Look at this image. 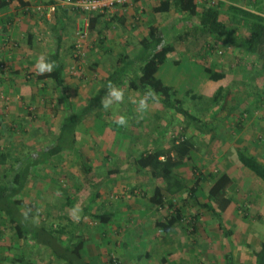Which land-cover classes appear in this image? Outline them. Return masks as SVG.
Here are the masks:
<instances>
[{
    "label": "trees",
    "instance_id": "trees-1",
    "mask_svg": "<svg viewBox=\"0 0 264 264\" xmlns=\"http://www.w3.org/2000/svg\"><path fill=\"white\" fill-rule=\"evenodd\" d=\"M31 1L0 0V8L23 9L30 6ZM259 1L255 0L254 5L251 0L245 1L247 6L244 8L231 3H223L221 0H160L151 8L154 13H167L174 10L185 18H195L198 21L197 31L209 35L210 39L214 41L215 49L218 48V50L222 51L229 44L238 46L237 44L241 37L240 30L247 31L249 34L248 39L243 44L245 52L252 56H257L256 58L260 61V66L264 73V13L256 5ZM61 7L65 11L79 14L78 11L72 10L68 6L61 5ZM93 14L82 15L90 19ZM94 21L95 18H91L89 32ZM80 30L82 31L83 27ZM179 31H175V33H182L178 35L177 40H184L186 38L183 35L188 36L190 33H194L193 29H191V32ZM58 37V46L60 48L62 38L60 35ZM99 40H101L100 44H103L104 39L99 37ZM76 42L72 47H76L79 40L77 39ZM100 44H98V47L102 49ZM140 44L141 48L137 52L129 54L120 51L117 54L115 64L108 71L107 76L100 77V79L96 78L94 81L93 93L96 92V96L92 97L76 114L72 110L67 111V115L57 129L58 132L54 135L51 145L39 149L34 154L27 153L22 156L18 146L0 144V239L2 240L4 235L1 225L4 228L7 223V228L13 233L14 240L12 241L21 243L19 245L21 253L14 260L12 259L14 264H32L31 258L34 253L45 255L49 258L50 264H122L120 258L111 252L109 253L107 249L102 251L106 255V262L97 263L96 259H101L104 254L96 252L92 256L86 252L85 247L88 240L83 238L79 232L80 229L76 227L82 223H76L67 212L65 215L60 214L59 216L51 215L47 212L36 220L22 211V207H25V202L20 197L26 190L28 181L31 180L35 183L39 180L38 178L41 174L51 178L55 183L59 182V173L54 174L51 172V169L55 167L54 164L56 162L54 160L59 154L69 149L66 147L76 142L77 128L81 125L84 118L92 115L91 112L95 108L98 109L103 106L102 98H106L109 85L118 87L123 91L140 92L142 98L148 94L155 97V99L150 98L148 100L150 104L153 105L155 103L159 106L156 110L157 113L154 115L155 119L166 117V115L170 116V119L165 122L166 125L162 128L164 131H169L170 127L175 123H182L180 133L169 141L168 146L161 145L158 139L159 144L156 147L129 157V161H132V165L137 168L136 170L145 171L151 176V180L152 178L161 179L164 183L163 186L161 184L155 186L152 195L149 197L143 193L144 198L147 197L148 203L155 208H165L168 205V214L164 221L158 223L161 230L168 232L172 226L181 221L186 215L185 209L188 202L192 200L196 203L194 206L207 209L211 215L217 218L219 228L224 232L222 233L225 237L228 238L233 234L231 230L225 228L222 219L223 213L233 203V200L225 195L226 190L233 183L230 174L225 171L205 174L202 172L201 167L195 165L187 186L184 178L178 173V170L186 162L192 161V153L199 138L203 135H214L219 127L218 122L224 120V117L220 115L225 113L229 97L228 92L231 86L225 88L219 83L227 77V74L211 66L205 67L203 71L208 81L218 85L214 94L210 97H204L199 93L192 92V90L182 94L183 88L181 86L172 85L169 80L162 77L163 68L167 67L166 65L169 62L175 65L180 64L177 49L175 45L169 43L167 33L161 32L158 26L152 24L149 26L146 36L140 40ZM221 44L225 47L221 46ZM214 45H211V48ZM224 53H217V56H223ZM52 57V62L56 64L53 72L39 75L37 78L42 81L52 79L57 86L62 88L63 94L55 99L56 106L53 110L56 111L60 105L67 109L68 103L66 100L70 96L66 93L69 87L63 83L64 62L59 50ZM95 66L96 63H90L92 70H95ZM263 94V91H257L255 97L259 100ZM189 96L191 98L190 101L194 104L192 106L194 113L190 110V107L186 106ZM194 100H199L201 105H197ZM197 106H205V108H200L204 109V113L213 109V113L203 119L200 115L197 116L195 114L196 110H199L196 109ZM214 109L216 110L214 111ZM6 114L4 109L0 111V139L10 138L18 131L13 128L12 122L14 121L15 125L17 120L6 121ZM227 117H229V113ZM240 125V122H236L237 129L241 128ZM19 126H22V123H19ZM190 128L192 130L191 134H187ZM71 149L74 150V148ZM235 153L241 168L254 174L264 184V162L244 146L236 147ZM83 170H85V174H88L94 169L90 165H86ZM117 171V168L112 171L108 170L106 177L118 174ZM50 173H52V176H50ZM32 177L34 179H31ZM204 183L209 184L206 187L209 201L217 200L218 208H214L211 203H203L198 200L199 191L203 189ZM57 186H59L60 192L65 193V188L61 187L59 183ZM102 188H105L104 185H102ZM134 190V188L130 190L131 193ZM75 191H77V188ZM101 196L103 195L96 193L97 198ZM178 198L183 200L180 205L175 203ZM60 206V209H76L74 200L70 195L66 196L65 201L60 203ZM100 206L102 208H98V210H89V207L86 206H83L82 209L84 217L86 215L95 226L100 225L103 228L111 222L114 213L106 211L105 204ZM237 209L239 210V208ZM51 217L53 220L50 219ZM82 221L83 218L79 222ZM112 244L116 245L117 242ZM114 245H111V247L116 249L117 246L115 247ZM247 247L249 248L250 244L247 243ZM252 255L254 264H264V241L258 249L252 251ZM224 260L225 264H237L231 251L226 252ZM3 262L4 258H1L0 264H3Z\"/></svg>",
    "mask_w": 264,
    "mask_h": 264
},
{
    "label": "rangeland",
    "instance_id": "rangeland-1",
    "mask_svg": "<svg viewBox=\"0 0 264 264\" xmlns=\"http://www.w3.org/2000/svg\"><path fill=\"white\" fill-rule=\"evenodd\" d=\"M247 33L248 32L243 29L240 30V35H242L244 40L247 38ZM76 35L78 36V33ZM85 38H82V40L84 41ZM90 40L91 36L88 42ZM245 54L244 46H235L234 52L229 50L224 53L223 56H218L216 59L215 57L211 58V67H216L217 70L220 66H217L216 63L224 62L223 65H228L226 68L227 77L222 80L219 85H222L225 88L231 86L229 91L231 100L227 102L224 113L225 115L222 113L220 115L224 117V120L218 122L219 127L215 132L216 136L205 137L203 138V142H201V138H199L192 153V161L186 162V164L178 170V173L184 178V182L187 186L190 178L192 177V170L195 165H197V167H201L205 174L217 171H225L232 174L234 181L226 190L225 195L227 198H230L239 204L240 212L232 213V215L236 216L239 221L236 222L238 224L236 228L234 225L235 220L233 219H227L226 221H223V224L227 230H231L233 232V234L228 238H235L234 242L238 248H242V245L248 242V244L253 243L252 245L255 249L258 245H261L263 242L262 239H264V229H256L257 225H262L264 228V184L254 174L252 175L241 168L236 158L235 148L237 145H242L247 147L248 150L253 151V142L250 141V139H252V132L247 134L246 137L243 136V133L247 132L249 129L252 130L253 105L251 104V101H253V95L255 96L257 91H263L264 93V76L259 79L262 84L258 86V81H253V57H251L250 54L245 57ZM197 74H199V76L196 75L195 78H182L183 91L188 89L192 90V92L194 91V93H199L204 97H210L214 94L218 85L210 83L203 72L199 71ZM248 76L250 79H248ZM93 87L94 82L92 80L85 79V81L81 84V89L77 90H80V93L75 94L73 91L74 94L70 95L68 105L74 114L83 108L92 97L96 96V92L92 94L94 89ZM124 94V100L122 102H114L108 109H105L104 106L98 109L95 108L93 112L96 111V113L91 112V116H86L84 118L86 120H83L84 124L78 127L76 142H73V145L66 147L69 149H66L65 152L59 154L54 160L56 163L54 164V169H51V172L54 174L59 173L58 183L61 187L66 189L65 193L60 192V189L58 188L59 186H57L58 183H55V181L51 178L41 174L38 178L39 180L35 183L29 180L26 185V190H24V192L20 195L25 202V207H22V211L27 216H31L33 219L38 220L47 212L51 215L58 216L60 214L65 215L67 212V214L73 218L76 223H82L81 225L78 224L76 227L80 229L79 232L83 238L88 240L85 249L89 255L104 251L106 249L107 241H110L111 243V240L109 239L114 237L115 232L112 233L110 230L109 236L106 237L107 233H105V230L107 227H123L125 226V216L130 214H139L136 212L134 213L131 209L126 210L127 207H123L128 201L136 202L135 205L137 208L140 207V205L147 206V197L152 195L156 184L160 183L162 186L164 185L161 179L156 180L152 178L151 180V176L145 171L136 170L137 168L132 165V161H129L130 155L134 154L136 156L144 151H148L149 149L156 147L159 143L154 136L162 137L161 145L168 146L169 141L177 136L181 129L182 123L179 122L180 124H178L174 122L175 124L170 127L169 131H164L162 128L166 125L165 122L170 119V116L166 115V117L163 116L160 119H155L154 115L157 113L156 110L159 108V106L155 103H153V105L151 104L144 112H141L139 108L128 110L125 106H128L129 104L134 105L139 99L137 94L135 95L132 91L125 90ZM262 96L264 97V94ZM2 98H7L5 101L9 102V96L3 95ZM14 98L16 100H13ZM14 98L12 97L10 100L13 107H11V109L9 108L6 117L8 118L7 121L17 120V124L15 125L14 121L12 122L13 128L18 131L10 136V138H1L0 144H4V146H11L10 144L14 145V147L15 145L18 146L22 156L27 153L34 154L39 149L51 145L54 140V135L58 132L55 127L57 121H54V127L45 126L41 119L36 120L34 123V121H32L34 118L32 113L36 114L35 108L30 109L29 112H31V114H28L27 109L29 108L28 105H30L28 100H20L18 97ZM190 100L191 98L189 96L186 106L190 107V110L194 113V109H192L194 104ZM41 103L45 105V102L42 100ZM195 103L197 105H201L199 100L195 101ZM20 106H24L25 110H18ZM154 107L156 109H154ZM202 107L205 108V106H197L196 109H199L195 112L197 116L200 115L203 119H205L213 113V109H211L210 112L204 113V109H200ZM51 108L52 107H50V109ZM215 110L216 109H214V111ZM228 113L229 117H227ZM17 115H19V117ZM21 116L25 117V121L20 119ZM121 116L126 117L127 125L129 124L128 126H121L117 123ZM165 118L167 119L164 120ZM130 119L131 121H129ZM235 121H239L243 125V130L237 129L234 126ZM19 123H22V126H19ZM49 123L51 124V121ZM231 130L235 131L233 132ZM191 131L192 130L190 128L187 134H191ZM138 133L141 134H139V137L136 135ZM45 135L46 140L43 141V137H45ZM227 135L230 136L224 137ZM245 138L248 140H245ZM71 148H74V150ZM258 153L264 154V150L258 151ZM258 158L262 160L261 157ZM86 165H90L94 170L85 174L83 167ZM116 168L118 169V174L112 175L111 177L108 175L106 177L108 170L112 171ZM50 176H52L51 173ZM135 176H137V178H135ZM31 179L34 178L32 177ZM135 184L139 187L137 188ZM102 185H104L105 188H102ZM208 185V183L203 184V189L199 191L200 196L198 200L203 203H211L214 208H218L217 200L214 199L209 201L208 190L206 188ZM76 188L77 191H75ZM133 188L135 190L131 193L130 190ZM96 193L103 196L97 198ZM143 193L147 196L146 198H144ZM67 195H70L73 198L76 209H60V203L65 201ZM167 197L169 196L167 195ZM181 198L183 197L181 196ZM182 201V199L178 198L175 203L180 205L182 204ZM191 201L192 200H190V202ZM190 202H188L186 207L188 208V212L186 213L190 212V215L193 216L195 212L203 214L209 212L205 210V208L190 206ZM101 204H105L106 211L113 212L115 218V221L110 224L111 226L105 225L104 228H101L100 225L95 226V224L91 222L86 215L84 217L82 209L83 206H86L89 207V210H98V208H102L100 206ZM234 204L235 203L233 202L229 209L231 208V210H234L232 207ZM123 208H125V212ZM186 210L187 209H185V211ZM226 211L229 212L227 209ZM245 214L247 218H243ZM52 217L50 218L51 220H53ZM119 217L120 219L122 218L121 224L117 222ZM82 218L83 221L79 222ZM246 219H248V222H244ZM201 220L203 225L210 223L219 226L217 218L213 215L209 218L203 217ZM249 220L251 222H249ZM249 223H253L252 233L250 232L251 226ZM139 225L140 224L137 222L136 226ZM7 226V223L4 225V228L3 225H1L4 235L2 240L0 239V259L4 258L3 264H14L12 259L14 260L21 253L19 246L21 243H15L12 241L14 240L12 236L13 233L7 228ZM218 231L219 230H217L214 234L209 233L207 238L205 237L204 239L208 242V246L211 249L208 253L209 259H211L210 264H224L225 262V258L223 259L221 250L224 251L228 245L223 240V244L220 242L222 236L225 237V235H219ZM222 232L223 231L221 230V233ZM101 233L103 234L102 239L99 238ZM133 234L137 238L138 232H136V230L130 231L128 235L132 237ZM202 235L205 236V234ZM262 236L263 238L261 239L260 237ZM135 237L131 239L129 237L127 240H130V242L125 241L124 239L126 238H124L123 241H125L126 244L132 245V250H137L135 252L139 253L142 251L139 253L140 255L147 250H149L152 254L155 249L165 248V246H162V243L159 242H155L151 247L148 243L146 244L147 246L141 245L137 242V240L134 242L136 239ZM174 239L175 240L172 241V249H175V245H177L178 249L189 248V246L187 247V244L189 245L191 243V239L188 237H176ZM102 242L104 243L103 247ZM221 244L225 246L223 247ZM202 245V243H198V247L200 249L203 247ZM198 247L195 246L194 248L197 249ZM166 257L169 264H174L172 256L166 255ZM201 257L202 256L199 255V258ZM31 259L32 264L51 263H49V258L41 254L34 253ZM96 260L97 263H104L106 262V256L103 255L101 259ZM237 261H239V259H237ZM142 263L148 264L146 260H143ZM129 264H138V262L133 260L129 262Z\"/></svg>",
    "mask_w": 264,
    "mask_h": 264
},
{
    "label": "crops",
    "instance_id": "crops-1",
    "mask_svg": "<svg viewBox=\"0 0 264 264\" xmlns=\"http://www.w3.org/2000/svg\"><path fill=\"white\" fill-rule=\"evenodd\" d=\"M58 1L59 0H32L31 5L23 9L9 7L0 8V111L4 109L5 113L8 114L9 108L11 109V107H13L10 101L12 97H18L20 100H28L30 104L28 105L29 110L27 109L28 114H31V112H29L30 109L35 108L36 111V114L32 113L34 116L32 121H34V123L36 120L41 119L45 126L52 127L55 125L54 121H57L55 127L58 129L63 123L67 111H71V108L68 109V107H70L68 105L67 110L60 105L56 109L57 112L53 110L56 106L55 99L63 94V90L57 86L52 79L42 81L37 78L40 75L37 70V62L40 58L44 57L53 61L52 56L59 50V54L64 62V71L62 74L63 83L69 87L66 93H68L69 96L74 94V92L75 94H79L80 90H77L81 89V84L85 79L94 82L96 78L100 79V77L107 76L108 71H110L115 64L116 56L120 51L129 54L137 52L141 48L140 40L146 36L148 28L152 24L158 26L161 32L167 33L169 43L175 45L178 52L180 64L175 65L169 62V64L166 65L167 67L163 68L162 77L169 80L170 84L183 88V77H188L190 79L191 77L195 78L196 75L199 76V74H197L199 71L204 73L203 69L205 67L212 66V64H210L211 58L215 57L216 59V57H218V48L215 49V45L213 44L214 41L210 39L209 35L197 31L198 21L195 18H185L183 15L177 14L174 10L167 13L152 12L151 7L160 0H139L124 7L116 8L112 12L107 11L103 14H93L91 18H95V21L94 24L92 23L91 33L88 31L91 26V18L89 19V17L83 16L82 14L63 10L61 4L57 3ZM221 1L226 4L231 3L246 8L247 5L245 1L248 2L249 0ZM251 2H253L254 5L255 0H251ZM53 5L55 6V11L50 12L49 8ZM256 5L261 8L264 13V1L260 0ZM85 20H89L86 38L84 41H81L80 48H77V45L76 47H72V45L74 46L77 43L76 40H79V36L76 34L79 28L84 27ZM191 29L194 30V33H190L188 36L183 35L186 39H176L178 35L182 34L175 33L176 30H180L179 32H191ZM58 35L62 38V45L60 48L58 46ZM248 35L245 40L242 35H240L241 37L237 45L243 46L248 39ZM90 36L91 40L88 42ZM99 37L104 39L103 44H100L101 40H99ZM98 44L102 45V49L98 47ZM211 45L214 46L211 48ZM221 46L225 47L222 44ZM234 48V44H229L227 48H224V52L226 53L229 50L234 52ZM77 49L80 50L81 55L77 59H74V54ZM247 56L248 54L246 53L245 57ZM251 57H253V81H258L259 86L262 84L259 79L264 76V73L262 72L260 61L256 58L257 56L251 55ZM91 62L96 63L95 70L90 68ZM213 62L216 63L215 61ZM223 63L224 62L216 64L220 66L218 70H222L226 73L228 65H223ZM214 68L216 69V67ZM248 79H250L249 76ZM188 91L191 90L187 89L182 91V94ZM132 93H135V95L137 94L139 100L142 98L140 92L132 91ZM3 95L9 96V102L5 101L7 98H2ZM68 99L66 100L67 103ZM13 100L16 99L14 98ZM41 100L45 102V105L41 103ZM139 100L136 104H129L125 107L128 110L138 108ZM229 100H231L230 94L227 102H229ZM251 104L253 105V125L251 128L253 131L249 129L247 132L242 133L243 136L246 137L247 134L252 132V139H250V141L253 142V151L251 152L255 156L261 157V161L264 162V154L258 153V151L264 150V97L262 96V98L258 100V98L253 95ZM148 105L150 107L151 104L148 102ZM50 107L52 108L50 109ZM154 109L156 108L154 107ZM18 110L24 111L25 107L20 106ZM93 113H96V111ZM17 116L19 117V115ZM20 119L25 121L24 116H21ZM7 120L8 118L6 117V121ZM50 121L51 124L49 123ZM129 121H131V119ZM236 122L237 121L234 122L235 127ZM83 124L82 122L81 125ZM240 127V129L243 130L242 124ZM231 131L234 132L235 130ZM139 134L140 133L136 135L139 137ZM213 136H216V134L203 135L201 137V142H203V138ZM229 136L230 135L224 137ZM154 138H156V140L159 139L161 143L162 137L154 136ZM44 140H46V135L43 137V141ZM245 140L248 139L245 138ZM238 146L239 145L236 147ZM130 156H132V154ZM230 176L233 177L232 174H230ZM135 178H137V176H135ZM232 179L234 181V178ZM159 184L160 183H157L156 186ZM135 186L137 187L136 184ZM233 202L237 207L234 204L232 206L234 210H231V208L229 209V205L227 209L229 212L225 211L222 215V219L223 221L227 219L235 220L234 225L236 228L238 225L236 222L239 220H237L236 216L232 215V213L240 212V209H235L240 206L234 200ZM135 203L134 201H128L123 207H127L126 210L131 209L134 213H139L138 215L130 214L125 216V226L123 227L111 226L110 224L115 221L113 217L111 222L107 224L111 227L106 226L107 228L105 230V233H107L106 237L109 236L110 230L112 233L115 232L114 237L109 239L111 243L107 241L106 249L109 253L111 252L113 255L119 257L122 264H129V262L133 260L137 261L138 264H143V260H146L148 264H169L166 255L173 257L174 264H210L211 259H209L208 253L211 249L208 246V242L204 239L205 237L207 238L209 233L214 234L217 230H219V235H223L218 225L210 223L203 225L201 223L203 217L209 218L212 216L210 212L204 214L195 212L192 216L190 212L186 213L188 212V208H186V215L181 221L172 226L168 232H164L158 226V223L164 221L168 214V205H166L165 208H155L150 203H147V206L140 205V207L137 208ZM189 205L194 206L196 203L191 201ZM123 209L125 212V208ZM243 218H247L246 214ZM121 220L122 218L120 219L119 217L117 222L121 224ZM247 220L248 219L244 220V222ZM137 222L140 224L139 226H136ZM249 222L251 221L249 220ZM249 225L251 226L250 232L252 233L253 223H249ZM258 228L261 230L264 229L262 225H257L256 229ZM133 230L138 232L137 238L134 234L132 237L128 235L129 232ZM202 234H205V236ZM127 235L128 237L126 238ZM129 237L130 239L135 237L136 239L134 242L137 240L139 244L144 246H147L146 244L148 243L151 247L155 242H159L162 243V246H165V248L155 249L152 254L146 249L147 251H144L142 255H140L139 253L142 251L139 253L135 252L137 250H132V245L126 244L125 241L130 242V240H127ZM176 237H188L191 239V243L189 245L187 244L189 248L178 249L177 245H175V249H172V241H174ZM99 238H103L102 233ZM260 238L262 239L263 236ZM123 239L125 241H123ZM234 239L224 236L220 239V242L223 240L228 245L224 251L221 250L223 259L225 258L226 252L231 251L234 261L237 264H254L252 251L258 249L261 245H258V247L254 249L253 243H249L250 247L248 248L247 242L242 245V248H238ZM262 241H264V239H262ZM198 243L203 244L201 249L198 247ZM111 245L117 246L116 249H113ZM103 246L104 243L102 247ZM195 246L198 248L195 249ZM222 246L224 247L225 245ZM199 255L204 258H199ZM104 256L106 255L104 254ZM237 259H239V261H237Z\"/></svg>",
    "mask_w": 264,
    "mask_h": 264
},
{
    "label": "built area",
    "instance_id": "built-area-1",
    "mask_svg": "<svg viewBox=\"0 0 264 264\" xmlns=\"http://www.w3.org/2000/svg\"><path fill=\"white\" fill-rule=\"evenodd\" d=\"M139 0H59L58 2L62 6H68L70 9L78 11L79 14H103L107 11H114L116 8L124 7L126 5L132 4ZM50 12L55 11V6H51L49 8ZM89 20H85V25L83 30L81 31L80 28L78 30L79 42L77 44V48H80L82 38H85L87 35V28H88ZM224 51L217 50L218 54H222ZM81 55L80 50L77 49L76 53L74 54V59H77Z\"/></svg>",
    "mask_w": 264,
    "mask_h": 264
},
{
    "label": "clouds",
    "instance_id": "clouds-1",
    "mask_svg": "<svg viewBox=\"0 0 264 264\" xmlns=\"http://www.w3.org/2000/svg\"><path fill=\"white\" fill-rule=\"evenodd\" d=\"M56 64L44 57H41L40 60L37 62V70L40 75L45 73H51L55 69ZM124 91L118 87H114L109 85L108 92L106 98H102V104L105 109L110 108L114 102H122L124 100ZM155 99L152 97L151 94H148L144 98H141L138 103V108L141 112H144L148 109V100ZM117 123L121 126L127 125V119L124 116H121Z\"/></svg>",
    "mask_w": 264,
    "mask_h": 264
}]
</instances>
